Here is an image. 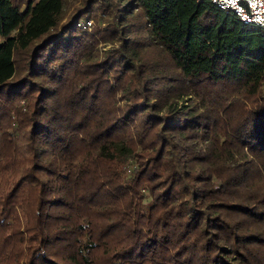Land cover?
<instances>
[{"label": "trees", "instance_id": "16d2710c", "mask_svg": "<svg viewBox=\"0 0 264 264\" xmlns=\"http://www.w3.org/2000/svg\"><path fill=\"white\" fill-rule=\"evenodd\" d=\"M0 38V264H264L263 33L209 0H0Z\"/></svg>", "mask_w": 264, "mask_h": 264}, {"label": "built area", "instance_id": "2783aa9c", "mask_svg": "<svg viewBox=\"0 0 264 264\" xmlns=\"http://www.w3.org/2000/svg\"><path fill=\"white\" fill-rule=\"evenodd\" d=\"M197 2L202 0H196ZM225 14L235 16L243 25L264 34V0H209ZM91 26V22H87ZM131 170L127 167V173Z\"/></svg>", "mask_w": 264, "mask_h": 264}, {"label": "rangeland", "instance_id": "374dc122", "mask_svg": "<svg viewBox=\"0 0 264 264\" xmlns=\"http://www.w3.org/2000/svg\"><path fill=\"white\" fill-rule=\"evenodd\" d=\"M81 0H63L64 3V12L67 14L70 12L71 8L78 5ZM3 42L2 38H0V44ZM126 167H129V169L132 171L134 169V161L131 160L127 163ZM126 175H130V173L126 172ZM148 200L146 199L145 202Z\"/></svg>", "mask_w": 264, "mask_h": 264}]
</instances>
